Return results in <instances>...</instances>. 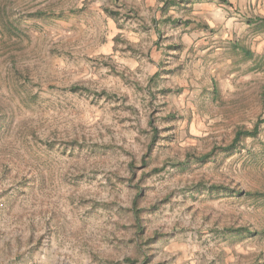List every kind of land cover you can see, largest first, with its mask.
I'll use <instances>...</instances> for the list:
<instances>
[{"label":"rangeland","instance_id":"obj_1","mask_svg":"<svg viewBox=\"0 0 264 264\" xmlns=\"http://www.w3.org/2000/svg\"><path fill=\"white\" fill-rule=\"evenodd\" d=\"M259 118L264 0H0V264H264Z\"/></svg>","mask_w":264,"mask_h":264},{"label":"trees","instance_id":"obj_2","mask_svg":"<svg viewBox=\"0 0 264 264\" xmlns=\"http://www.w3.org/2000/svg\"><path fill=\"white\" fill-rule=\"evenodd\" d=\"M162 1L164 3L168 2L171 4L177 2V0H162ZM36 14L38 16H41V15H45L46 13L38 12ZM167 20H171V18L169 17ZM153 79L154 78H151L150 81H152ZM79 89H80L79 86L69 87V90L72 92H76ZM82 89L86 90V88H84V87ZM263 123H264V118H259L257 120V122L251 128H246V127L237 128L235 131L234 137L229 144H227L225 146H221V147H215L207 153L198 155L197 157H195L194 160L196 162H206L211 156H213V154L215 153V150H217V148H219L220 151H222V152H226L227 154H233L238 150H243L245 148L244 142L246 141V139L256 138L260 132V127ZM150 125L152 127V132H153L152 141H154L156 139L158 129L152 121H150ZM208 188L219 189L218 186H214V185L211 187H208ZM226 191L234 193V194L236 193L240 197H250V198H254V199H263L264 200V194L260 193V192L240 191V190L236 191L234 189H232V190L226 189ZM139 196H140V193H138L136 195V197L134 198L132 209H133V213H134V217H135V226H136L137 233L142 234L144 226H143V221L141 218V209L139 208V205H138V197ZM224 231L225 232L228 231V232H232V233H236V234H247L250 236H254L257 234V231L248 225H242L239 227H231L230 229L226 228V229H224Z\"/></svg>","mask_w":264,"mask_h":264}]
</instances>
